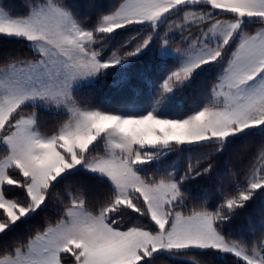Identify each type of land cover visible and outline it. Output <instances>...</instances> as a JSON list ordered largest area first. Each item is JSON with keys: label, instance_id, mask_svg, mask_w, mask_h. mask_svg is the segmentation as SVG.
<instances>
[{"label": "snow or ice", "instance_id": "snow-or-ice-1", "mask_svg": "<svg viewBox=\"0 0 264 264\" xmlns=\"http://www.w3.org/2000/svg\"><path fill=\"white\" fill-rule=\"evenodd\" d=\"M80 7L0 5V264H264V0Z\"/></svg>", "mask_w": 264, "mask_h": 264}, {"label": "trees", "instance_id": "trees-1", "mask_svg": "<svg viewBox=\"0 0 264 264\" xmlns=\"http://www.w3.org/2000/svg\"><path fill=\"white\" fill-rule=\"evenodd\" d=\"M32 0H0V5L11 6L9 9L13 11V14H25L28 11V4L31 3ZM74 2L80 5V10L85 14H91V9L89 8V4L92 0H74ZM98 4H110L112 0H95ZM18 45L14 41H6L3 38H0V58L3 57L5 52L11 51L14 48H17ZM105 95L108 96L113 103L119 104L121 101V96L116 93L114 90L108 88L105 90ZM261 209H264V201L257 200L252 205L249 206L247 213L244 216L240 217L238 220L239 223L246 222L249 214H255L258 216ZM157 264H170L167 257L158 258Z\"/></svg>", "mask_w": 264, "mask_h": 264}]
</instances>
